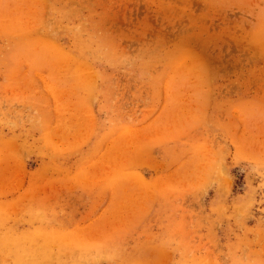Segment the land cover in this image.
<instances>
[{"label":"rangeland","instance_id":"1","mask_svg":"<svg viewBox=\"0 0 264 264\" xmlns=\"http://www.w3.org/2000/svg\"><path fill=\"white\" fill-rule=\"evenodd\" d=\"M0 264H264V0H0Z\"/></svg>","mask_w":264,"mask_h":264}]
</instances>
